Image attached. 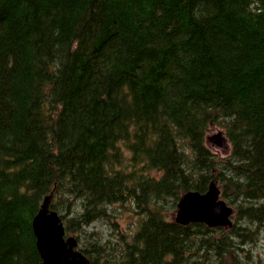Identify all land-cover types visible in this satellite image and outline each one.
<instances>
[{
    "label": "trees",
    "instance_id": "obj_1",
    "mask_svg": "<svg viewBox=\"0 0 264 264\" xmlns=\"http://www.w3.org/2000/svg\"><path fill=\"white\" fill-rule=\"evenodd\" d=\"M210 183L264 225V0H0V264H40L51 192L90 264L226 263L236 221L174 220Z\"/></svg>",
    "mask_w": 264,
    "mask_h": 264
},
{
    "label": "water",
    "instance_id": "obj_2",
    "mask_svg": "<svg viewBox=\"0 0 264 264\" xmlns=\"http://www.w3.org/2000/svg\"><path fill=\"white\" fill-rule=\"evenodd\" d=\"M223 147L226 138L221 131L209 137ZM219 187L214 183L204 193L189 191L177 203L174 220L179 223L203 222L208 227L231 224L233 209L219 198ZM52 192L45 196L41 208L32 220L40 264H89L88 259L76 248L73 237H65L63 224L55 211L49 210ZM195 215V216H194Z\"/></svg>",
    "mask_w": 264,
    "mask_h": 264
},
{
    "label": "rangeland",
    "instance_id": "obj_3",
    "mask_svg": "<svg viewBox=\"0 0 264 264\" xmlns=\"http://www.w3.org/2000/svg\"><path fill=\"white\" fill-rule=\"evenodd\" d=\"M218 131H222L223 134L225 135V129L221 125L210 124L206 136H212L216 134ZM206 144L207 146H209V148L212 151H214L217 154V155L213 154V156L219 158L225 156L230 151V145L228 141L226 143L227 146L225 147L219 146L216 143V141L213 139L207 141ZM241 202L243 201L237 200V204H240ZM260 202L262 201L261 200L256 201L255 203L258 206ZM57 204L59 206H62L63 208H66L67 210H71V216L76 215V213L79 210V205L77 202L76 203L71 202L68 204L67 199H60L57 202ZM230 207L233 209L229 218L231 221L230 226L236 221L238 227L245 233V238L243 242L239 244V247L234 248L231 252L227 253L226 263L223 264H264V263H259V260L257 259L259 255L264 256L263 253L264 225H261L259 222L253 221V217L251 216L246 218L243 215H240L233 205L230 204ZM49 210L55 211L58 214V212L55 209H53L50 205H49ZM120 220L122 224L125 223V220L123 218ZM63 228H64L65 237L68 236L73 237L75 241L77 239L76 242H80V243L83 242L93 243L91 241V237L98 231L97 224L96 226H89V225L84 226L83 222L77 219H73L72 221L66 223L63 226ZM256 232H258V243H259L258 245H255L251 242V236L256 234ZM76 248L78 247L76 246ZM87 259L90 264V259L89 258ZM237 261H241L242 263H237Z\"/></svg>",
    "mask_w": 264,
    "mask_h": 264
},
{
    "label": "bare ground",
    "instance_id": "obj_4",
    "mask_svg": "<svg viewBox=\"0 0 264 264\" xmlns=\"http://www.w3.org/2000/svg\"><path fill=\"white\" fill-rule=\"evenodd\" d=\"M209 137H210V136H207V141H210ZM194 216H195V215H194ZM228 226H230V224L223 225V226H220V227H228Z\"/></svg>",
    "mask_w": 264,
    "mask_h": 264
}]
</instances>
